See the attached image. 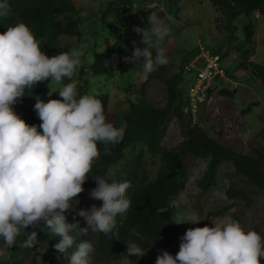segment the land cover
<instances>
[{"label":"clouds","instance_id":"clouds-1","mask_svg":"<svg viewBox=\"0 0 264 264\" xmlns=\"http://www.w3.org/2000/svg\"><path fill=\"white\" fill-rule=\"evenodd\" d=\"M8 11L7 0H0V18H6ZM147 23V28H133L140 40L133 41L134 51L124 58L126 63L139 65L145 75L169 62L161 46L169 36L168 24L156 11L147 16ZM82 55L80 49L72 48L49 57L23 22L0 34V239L11 248L23 233L20 247L33 248L39 243L38 233L25 230L43 223L50 235L60 238L54 247L68 264H88L94 247L81 238L90 232L111 233L117 215L131 206L126 197L129 181L112 179L111 168L104 175L92 174L93 163L101 155L99 145H103L104 155H110L111 148L123 141L125 126L106 120L103 102L93 92L78 93L73 76ZM47 80L51 81L49 97L58 92L61 99L44 102L35 97L34 111L41 123L30 126L12 106L26 90ZM53 85L58 86L55 91ZM90 174L97 186L89 196L102 201V206L77 209L76 198L84 192ZM69 212H75L74 222H68ZM77 216L87 227H81ZM199 222L195 215H187L181 223ZM212 223L214 227L189 228L176 256L164 251L156 264H261L264 242L260 234L244 229L236 220ZM126 247L124 256L146 254L134 242H126Z\"/></svg>","mask_w":264,"mask_h":264},{"label":"rangeland","instance_id":"rangeland-1","mask_svg":"<svg viewBox=\"0 0 264 264\" xmlns=\"http://www.w3.org/2000/svg\"><path fill=\"white\" fill-rule=\"evenodd\" d=\"M109 1L120 0H73L76 8L84 15L81 36H63L61 43L82 51L80 69L88 81V92L97 96L108 95V110L117 116V127L123 126L124 114L129 110L130 104L142 99V93L150 106L164 108L167 104L165 79L181 71L186 81L192 78L186 70L189 64H184V59L200 45H204L211 52L221 55L229 80L220 82L212 89L211 94L200 104L193 121L209 136L242 155L254 156L256 150L264 147V82L252 73L247 64L254 62L264 65V16L259 13L252 14L256 30L253 44L247 45L242 33L247 19L241 16L233 22L237 31L231 36L225 29L227 19L212 5L211 0H131L132 9L139 12L146 22L147 16L156 11L170 29L169 36L161 42L169 62L164 65L162 78L151 79L142 70L122 73L116 69L123 63L128 49L124 42L126 31L112 29L101 20ZM169 16L172 17L171 21L167 19ZM107 21L111 24L112 18L108 17ZM110 50L113 52L109 62L114 69L104 76L94 75L90 70L94 54H103ZM245 50L250 52L246 63ZM74 81L79 93L80 79L76 78ZM50 83L51 81L46 84L39 96L44 102H48L49 98H60L58 92L49 97ZM180 86L183 87L184 84ZM57 87L53 85V91ZM224 90L231 95L223 94ZM12 107L22 118L28 114L32 103L16 102ZM186 120L185 117L178 118L171 114L162 141L163 149L172 153L186 167L188 175L185 189L174 200L177 209L175 217L178 216L175 220L180 223L179 234L167 252L176 256L180 250L181 238L189 228L214 227L212 222L218 223L222 220L239 221L244 229L255 230L260 234L264 242V191L248 183L244 177L236 175L231 162L222 163L217 168L214 186L206 191L201 190L198 182L204 174V168L197 164L192 155L180 151L186 140ZM165 167L161 155L151 153L143 142L136 141L125 150L123 159L111 169L114 174L129 181L133 190H139L155 180L158 172ZM231 186L245 190L248 199L230 197L227 191ZM83 188V194L76 199L79 201L75 205L77 209H90L93 204L102 206V201L90 198L89 193L93 186L88 181ZM224 207L229 208L223 214H218ZM72 213L75 215V212ZM187 215H195L200 222L181 223ZM76 219L86 225L83 218L77 216ZM87 237L95 243L98 233L90 232ZM3 243L0 239V262L7 260L11 254V248ZM145 252L135 262L123 258L116 264H156L158 255L164 250ZM54 257L57 256L48 253L38 257L36 263L32 262V257H27L23 264H53Z\"/></svg>","mask_w":264,"mask_h":264},{"label":"trees","instance_id":"trees-1","mask_svg":"<svg viewBox=\"0 0 264 264\" xmlns=\"http://www.w3.org/2000/svg\"><path fill=\"white\" fill-rule=\"evenodd\" d=\"M7 3L9 11L6 18H0V34L6 32L8 26L23 22L41 41V48L49 57L72 49L70 45L61 43V37L81 36L84 15L81 10L76 8L73 0H7ZM211 3L227 19L225 29L231 36L237 31L233 22L241 16L247 19L242 33L246 44L252 45L256 25L251 16L254 13L264 16V0H211ZM108 17L112 18L111 24L107 21ZM101 20L112 29L126 31L124 36L125 46L128 49L126 56H130L134 51L133 41L139 43L140 40V36L133 31V28L148 27L145 18L132 9L131 0L109 1L105 6ZM138 43L137 46L143 47ZM112 52L113 50L103 54H94V61L90 64V70L94 75L104 76L114 69V66L109 62ZM197 52L198 49L188 54L184 59V64H189ZM249 54L248 50L244 51L245 63L249 59ZM247 64L251 67L252 73L264 82V65L254 62ZM116 69L122 73L130 70H142L139 65L126 63L125 59ZM163 74L164 66H160L156 71L148 74V77L160 79ZM76 78H79L81 83L79 85L80 95L88 93V81L80 66L77 68L73 80ZM48 82L50 80L38 83L32 90H26L25 96L17 100V102L32 103L28 114L22 117L30 126L38 127L41 123L34 111L35 97L40 96ZM69 82L72 81L65 80V83ZM181 84L184 86L181 87ZM165 85L167 104L164 108L150 106L142 93V99L130 104L129 110L123 116V126H125L123 141L111 148L110 155H104L103 145H99L101 155L93 163V175H104L109 168L123 159L125 150L136 141L143 142L151 153L161 155L166 167L159 171L155 180L145 187L139 190H133L130 187L127 190L126 197L131 201L130 209L122 215H117L116 224L111 233L107 235L98 233L95 243H92L94 251L88 257V264H116L123 258L135 262L138 257L124 256L127 253L126 242H134L143 249L155 253L160 250L167 251L177 238L179 225L173 219L177 213L174 200L185 189L188 175L186 167L172 153L165 151L162 147L167 122L171 114L178 118H187L184 125L186 140L180 151L192 155L200 167L201 162H204L202 167L204 174L198 182L201 190L206 191L214 186L217 168L222 163L231 162L236 175L244 177L248 183L264 191V147L256 150L254 156L242 155L209 136L199 124L195 123L193 117L184 111L188 81L185 80L183 71L166 78ZM211 92L212 90L209 94ZM222 93L231 95L229 91L225 90ZM98 98L103 102L106 120L117 126V116L108 110V95H98ZM92 174L89 175L87 181L95 188L97 185ZM112 179L118 182L127 181L124 177L114 173ZM227 193L230 197L248 199L245 190L239 187L231 186ZM228 208L224 207L218 214H223ZM161 209L163 212L160 211ZM66 216L68 222H74L72 212L66 213ZM80 224L81 227H87L82 222ZM25 231H36L39 243L33 248L22 249L19 245L25 239V235L22 233L17 244L11 247L9 258L0 264H23L27 257H32V262L36 263L38 257L48 253L57 256L53 258V264L68 263L54 247L60 238L50 235L45 224L41 223L36 228L30 226ZM81 239L91 241L88 237ZM173 256L175 257V255ZM261 264H264V258L261 259Z\"/></svg>","mask_w":264,"mask_h":264},{"label":"built area","instance_id":"built-area-1","mask_svg":"<svg viewBox=\"0 0 264 264\" xmlns=\"http://www.w3.org/2000/svg\"><path fill=\"white\" fill-rule=\"evenodd\" d=\"M186 70L192 78L188 79L184 111L194 118L209 92L220 82L229 79L221 55L211 52L204 45L199 46L198 52L190 60Z\"/></svg>","mask_w":264,"mask_h":264}]
</instances>
